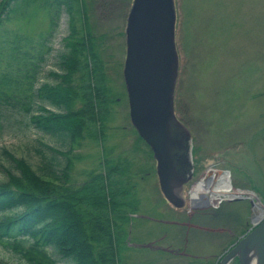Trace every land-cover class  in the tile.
<instances>
[{"label":"rangeland","instance_id":"1","mask_svg":"<svg viewBox=\"0 0 264 264\" xmlns=\"http://www.w3.org/2000/svg\"><path fill=\"white\" fill-rule=\"evenodd\" d=\"M82 3L90 40L114 99L108 103L101 136L94 135V126L88 123L66 154L70 159L66 183L78 185L89 172L104 171L102 158L124 167L115 176L131 185L129 191L137 202L122 223L117 264H213L222 248L250 227L252 216L261 212L255 211L249 197L209 202L208 213L193 212L196 208L191 207L188 195L194 182L213 168L222 169L233 189L250 190L264 203V0H174L178 71L173 104L189 131L193 162L192 175L182 185L185 202L177 208L161 193L152 151L136 137L128 119L121 65L130 0ZM15 6L0 21V73L30 71V61L41 54L35 84L55 81L51 71L58 69L56 54L64 50L67 25L71 22L80 28L77 14L70 11L69 21L65 4L58 10L39 0H17ZM14 31L22 35L17 39L19 53H13L16 58L9 49ZM44 105L52 108L47 102ZM44 144L65 148L33 127L27 113L0 106V181L3 169H13L2 149L22 157L37 171L42 157L63 161ZM195 199L202 202L199 194ZM213 211L217 217H210ZM174 214L185 223H172ZM30 240L24 237L21 243L27 246ZM177 245L184 254L172 252ZM47 251L57 263L65 261L51 248ZM0 263L30 264L3 240ZM229 264H237V260Z\"/></svg>","mask_w":264,"mask_h":264},{"label":"trees","instance_id":"2","mask_svg":"<svg viewBox=\"0 0 264 264\" xmlns=\"http://www.w3.org/2000/svg\"><path fill=\"white\" fill-rule=\"evenodd\" d=\"M39 1L41 5H55L58 10L65 4L68 20L70 11L75 12L80 28L71 22L67 25L64 50L56 54L58 69L51 71L55 81L35 84L41 54L35 62L30 61V71L23 68L20 74L0 73V106L27 113L33 127L65 147L62 150L43 145L60 154L63 161L42 157L37 171L22 157L2 149L13 169H3L4 179L0 181V240L30 264H117L124 233L122 223L127 222L137 202L129 191L131 185H124L115 176L124 167L102 158L104 171L89 172V177L78 185L66 183L70 167L67 155L73 144L88 123L94 126V135L101 136L108 103L114 98L90 40L82 0ZM16 4L17 0H0V21L14 11ZM21 37L12 32V54L19 53L17 39ZM24 237L31 239L27 246L21 243ZM46 247L65 261L57 263Z\"/></svg>","mask_w":264,"mask_h":264},{"label":"water","instance_id":"3","mask_svg":"<svg viewBox=\"0 0 264 264\" xmlns=\"http://www.w3.org/2000/svg\"><path fill=\"white\" fill-rule=\"evenodd\" d=\"M124 56L121 76L125 89L128 119L136 134L148 144L155 159L158 186L174 206L185 200L182 185L193 171L190 134L177 117L173 93L178 71L175 45L174 0H130L123 27ZM225 172L222 169H211ZM205 176L198 180H205ZM232 197H259L241 190ZM230 197V198H232ZM195 197L189 191V203ZM261 214L215 264H264V203ZM260 213V212H259Z\"/></svg>","mask_w":264,"mask_h":264},{"label":"bare ground","instance_id":"4","mask_svg":"<svg viewBox=\"0 0 264 264\" xmlns=\"http://www.w3.org/2000/svg\"><path fill=\"white\" fill-rule=\"evenodd\" d=\"M212 172V171H211ZM241 192L235 190L229 183L228 173L226 172H212L205 180L195 181L190 188L192 197L199 194L202 197V202H214ZM260 200L254 201L255 211L261 212ZM261 214V213H260Z\"/></svg>","mask_w":264,"mask_h":264},{"label":"flooded vegetation","instance_id":"5","mask_svg":"<svg viewBox=\"0 0 264 264\" xmlns=\"http://www.w3.org/2000/svg\"><path fill=\"white\" fill-rule=\"evenodd\" d=\"M208 203H206V202H195V205L194 206H191V207H194V208H196V210H194L193 212H200V213H203V214H206V213H208L207 212V210H208V208H206V207H208ZM173 206V205H172ZM174 207V206H173ZM178 207H180V206H178ZM174 208H177V207H174ZM257 216H258V214L257 215H253L252 216V222H251V224H253V222L257 219ZM210 217H212V218H214V217H217V215H216V213L213 211L212 213H210ZM172 223H178V224H184L185 223V221H183V219H182V216H180V217H178V214H174V215H172ZM251 226V225H250ZM250 227H248V228H246L245 230H243L242 232H240V233H238L225 247H223L222 248V250L220 251V253L216 256V258H215V261H214V263L213 264H215L216 262H217V260L220 258V256L225 252V250L228 248V247H230L242 234H244L248 229H249ZM172 248H175V250H172V252L173 253H176V254H184V249L183 248H181L180 246H175V247H173L172 246ZM178 248H180V249H178ZM234 259H236V258H234ZM232 262V261H231ZM230 262V263H231ZM179 264H182V263H179Z\"/></svg>","mask_w":264,"mask_h":264}]
</instances>
